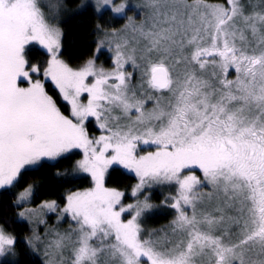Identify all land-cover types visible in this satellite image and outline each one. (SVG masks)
<instances>
[{
  "label": "snow or ice",
  "instance_id": "snow-or-ice-1",
  "mask_svg": "<svg viewBox=\"0 0 264 264\" xmlns=\"http://www.w3.org/2000/svg\"><path fill=\"white\" fill-rule=\"evenodd\" d=\"M90 10L96 54L73 67L65 0H0V208L14 211L0 264H264V0H82L74 14ZM114 166L135 175L129 203ZM52 168L90 186L40 200L32 177Z\"/></svg>",
  "mask_w": 264,
  "mask_h": 264
},
{
  "label": "trees",
  "instance_id": "trees-1",
  "mask_svg": "<svg viewBox=\"0 0 264 264\" xmlns=\"http://www.w3.org/2000/svg\"><path fill=\"white\" fill-rule=\"evenodd\" d=\"M82 2V0H67V8L64 12V17L62 18L61 27L64 32L63 36V55L62 58L68 61L73 67H76L82 64L87 59L91 58L94 55V51L96 50V41L98 37L95 35L94 26L98 21V18L92 14L91 10L83 15H75L74 10L77 6ZM212 2H216V0H212ZM107 17H105V20ZM120 23H123L121 21ZM119 26V25H117ZM37 47L36 56L40 55L39 47ZM98 59L100 64L107 68L109 66V56L106 51H101L98 54ZM90 131L94 132L96 135L99 133V130L94 127L93 121L89 125ZM78 158V157H76ZM67 167L66 164L59 165V170H63ZM117 170H110V175L107 179V184L109 187H117L119 190L124 191L128 199L125 200V203L131 201V188L137 183L134 174H128L126 170L120 168V166H114ZM57 171V168H52L44 173L37 174L32 177V179L39 181L43 184V188L40 190V200L43 199H56L58 203L63 206L64 196L69 189H83L90 186V179L77 180L73 181L71 184H63L58 183L56 179H54V173ZM159 189V188H158ZM156 187L152 190V192L156 191L152 196V203L159 205L161 200L165 197L164 194H157ZM168 190V189H167ZM169 191V190H168ZM40 201L37 200L36 203ZM7 203H11V201H7ZM14 215L13 210H5L0 208V219L4 217H11ZM174 212L170 209H165L159 212L157 215L148 218L154 224L159 223L166 224L169 220L172 219ZM13 230L19 235L22 239L25 234L29 231V226L27 222H23L22 224L13 225Z\"/></svg>",
  "mask_w": 264,
  "mask_h": 264
},
{
  "label": "rangeland",
  "instance_id": "rangeland-1",
  "mask_svg": "<svg viewBox=\"0 0 264 264\" xmlns=\"http://www.w3.org/2000/svg\"><path fill=\"white\" fill-rule=\"evenodd\" d=\"M66 1L67 0H65V3H66ZM89 2H91V0H89ZM66 8H67V4H66ZM64 17V14H63V16H62V18ZM102 51H106V49H104V50H102ZM107 52V51H106ZM108 53V52H107ZM94 54H96V50L94 51ZM108 56H109V66L106 68V69H108V68H110L111 66H112V62H111V59H110V56H111V54L110 53H108ZM100 62L101 61H99V59H97L96 60V64L98 65V66H101V64H100ZM126 68H127V71H129V72H131V71H133V69H132V67H131V65H127L126 66ZM138 75H139V73H136V76L138 77ZM235 75V74H234ZM234 77V76H233ZM232 77V78H233ZM137 81H136V79L134 78V80H133V83L135 84ZM149 107H151V103H149V105H148ZM93 125H94V127H95V121L93 120ZM96 128V127H95ZM100 133H98L97 135H99ZM159 188V189H158ZM156 189H158L157 190V194H164V191L162 190V189H164L165 190V196L166 195H168L169 194V192H170V189L167 187V186H164V187H160V186H157L156 187ZM169 191H168V190ZM171 191H174V189L173 190H171ZM155 192L156 191H154V192H152V196L155 194ZM130 195H131V192H130ZM131 202V201H130ZM129 203V202H128ZM170 221V220H169ZM48 223H49V225H55L56 224V214H54V213H49V219H48ZM166 224H168V223H166ZM166 224H159V223H157V224H154L153 222H151V220H149V219H147L146 221H145V227L146 228H148V229H152V228H159V227H161L162 225H166ZM61 230H63V229H66V228H68L69 227V218H65L60 224H59V226H58ZM41 232H43V226H40V229H39Z\"/></svg>",
  "mask_w": 264,
  "mask_h": 264
},
{
  "label": "flooded vegetation",
  "instance_id": "flooded-vegetation-1",
  "mask_svg": "<svg viewBox=\"0 0 264 264\" xmlns=\"http://www.w3.org/2000/svg\"><path fill=\"white\" fill-rule=\"evenodd\" d=\"M234 74H235V73L233 72L232 75H231L229 78H232V77L234 76Z\"/></svg>",
  "mask_w": 264,
  "mask_h": 264
}]
</instances>
